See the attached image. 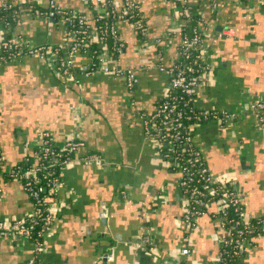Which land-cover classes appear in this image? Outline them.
Segmentation results:
<instances>
[{"label": "crops", "instance_id": "crops-1", "mask_svg": "<svg viewBox=\"0 0 264 264\" xmlns=\"http://www.w3.org/2000/svg\"><path fill=\"white\" fill-rule=\"evenodd\" d=\"M33 1L46 5L50 0ZM84 13L81 0H53ZM120 1V0H117ZM145 17L148 43L128 23L118 25L125 43L118 64L136 66L138 80L127 88L110 72L61 75L53 54H24L0 63V155L5 166L34 157L42 131L57 144L74 132L81 146L60 170L53 220L36 253L31 239L0 237V264H212L223 232L207 213L193 223L182 219L178 173L164 160L156 141L144 133V116L157 107L167 75L155 64L178 56L183 19L175 0H136ZM200 13L210 68L194 103L231 119L192 126L194 143L220 180L237 181L249 216H264V127L254 103L264 97V8L261 0H187ZM190 21V20H188ZM2 27L0 26V34ZM228 34H222L228 31ZM10 34L26 44H55L64 32L52 20L23 13ZM161 39L155 45L154 39ZM79 50L75 65L89 61ZM146 67H141L140 65ZM89 153L101 159H83ZM32 209L21 182L0 175V218L8 221ZM147 234L150 243H141ZM188 247L186 255L180 250ZM240 264H264V233L252 236Z\"/></svg>", "mask_w": 264, "mask_h": 264}, {"label": "built area", "instance_id": "built-area-1", "mask_svg": "<svg viewBox=\"0 0 264 264\" xmlns=\"http://www.w3.org/2000/svg\"><path fill=\"white\" fill-rule=\"evenodd\" d=\"M91 9V17L73 9L58 5L53 0L46 5L33 1L23 3L14 0H0L3 13L0 26V63L24 54L44 57L46 53L56 57L57 71L75 80V73L89 75L93 72H110L123 78L131 89L137 82V67L118 64L117 57L123 52L118 25L128 23L139 34L142 45L148 43V29L145 17L136 0H81ZM181 14L191 21V6L187 0H175ZM264 8V0H261ZM217 0H212V6ZM52 20L64 32L63 41L55 44H26L19 36L10 34L13 24L21 14ZM197 21V20H196ZM223 31L219 35L228 34ZM92 38L98 41L89 52V61L75 65L74 58L79 50L90 46ZM155 45L161 39L153 40ZM155 66L167 75V86L154 111L144 116V133L159 145L164 160L177 171V182L183 196L182 219L193 223L195 218L207 213L223 232L220 236L217 258L212 264H240L248 240L264 233V216H249L241 201L240 187L233 178L220 180L209 169L203 151L194 143L192 126L200 121L231 119L236 117L232 110L219 111L216 108L196 106L195 95L210 68L209 48L204 39L200 19L188 33L182 32L178 44V56L168 64L162 60V49L156 51ZM141 67H146L143 64ZM253 108L258 124L264 127V97L257 100ZM82 142L70 132L61 144H57L51 133L42 131L34 157L25 156L21 161L5 166L0 155V175L21 182L28 193L32 209L12 220L0 218V237L19 236L31 239L36 253L43 248V237L53 220V204L60 185V170L69 163ZM83 159L99 160L96 153H89ZM141 243H150L147 234L140 237ZM188 247L180 250L186 255ZM35 264H46L36 262ZM175 264H187L180 258Z\"/></svg>", "mask_w": 264, "mask_h": 264}, {"label": "trees", "instance_id": "trees-1", "mask_svg": "<svg viewBox=\"0 0 264 264\" xmlns=\"http://www.w3.org/2000/svg\"><path fill=\"white\" fill-rule=\"evenodd\" d=\"M181 11H182V9H180L179 11H178V14L182 17V18H184L183 19V25H182V29H181V33L182 32H185V33H188L189 32V30H190V28L193 26V25H196L197 24V21H198V19H199V17H200V13L194 8V7H191V12H192V17H191V21H188V19L184 16V15H182L181 14ZM3 17V13H0V22H1V18ZM197 20V21H196ZM94 48H96L97 50H99V51H101L102 50V47H98V41H97V39L96 38H92L91 39V42H90V46L88 47V48H86L87 50H89V52L92 50V49H94ZM3 177L5 176L6 177V175L3 173V174H1Z\"/></svg>", "mask_w": 264, "mask_h": 264}]
</instances>
